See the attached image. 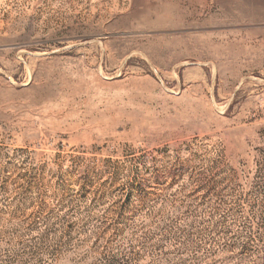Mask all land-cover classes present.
<instances>
[{"label":"rangeland","instance_id":"1","mask_svg":"<svg viewBox=\"0 0 264 264\" xmlns=\"http://www.w3.org/2000/svg\"><path fill=\"white\" fill-rule=\"evenodd\" d=\"M0 264H264V0H0Z\"/></svg>","mask_w":264,"mask_h":264}]
</instances>
